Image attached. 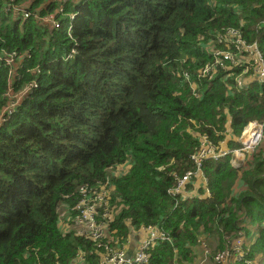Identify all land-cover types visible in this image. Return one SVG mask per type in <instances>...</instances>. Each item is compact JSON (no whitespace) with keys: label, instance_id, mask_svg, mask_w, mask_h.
<instances>
[{"label":"trees","instance_id":"obj_1","mask_svg":"<svg viewBox=\"0 0 264 264\" xmlns=\"http://www.w3.org/2000/svg\"><path fill=\"white\" fill-rule=\"evenodd\" d=\"M263 23L264 0H0V264H74L80 253L96 264L102 244L117 249L150 227L167 240L148 249L147 264L191 263L201 243L213 247L199 250L209 263L229 253L226 264H255L264 82L239 86L240 65L232 77L203 72L214 50L236 54L217 39L227 31L256 44L264 64ZM251 122L263 143L245 165L205 159L206 185L196 190V176L184 189L199 198L172 194L196 170L202 139L241 150ZM98 196L94 222L108 239L97 248L70 221ZM240 239L246 255L236 260Z\"/></svg>","mask_w":264,"mask_h":264},{"label":"built area","instance_id":"obj_2","mask_svg":"<svg viewBox=\"0 0 264 264\" xmlns=\"http://www.w3.org/2000/svg\"><path fill=\"white\" fill-rule=\"evenodd\" d=\"M17 16L18 13H17ZM55 27H57V24H54ZM53 26V27H54ZM264 29V23L263 27ZM221 37V39H220ZM221 43L225 40H227V43L234 44V48L236 50V54H232L228 51L224 52H214L215 56V62L214 65L210 67H206L205 71L203 72L204 75H208L209 73L215 72V68L218 66L227 73L232 70L231 67L241 66V73L238 75H235V82L240 85H245L247 81H257L259 83L264 82V64H263V58L261 55L260 50L258 49V46L256 44H246L237 31H229L226 32L224 37L219 36ZM226 63H228V66L226 67ZM248 72H251L250 75ZM229 77H232V73L227 74ZM227 90H230L229 86H227ZM262 125L251 122L246 125L244 128L242 135L245 136L244 143H241V137L239 139V142L241 143L243 149L241 150H229L224 143H220L219 152L214 149L207 140L202 139L199 144V150L198 152L192 156L191 160L196 166V170L192 171L190 173H187L181 180L178 181L176 189L172 192L174 196L176 195H183L185 198L188 197V195H194V192L187 193L184 192V189L186 186L193 183L194 177L201 175V165L202 161L205 159L211 158L213 160H223L226 159L228 156L234 155V160H238L235 156H244L248 151H253L255 147H249L246 145V142H252V141H260L262 139ZM226 138L229 137V132L226 131ZM243 161V159H242ZM241 161V162H242ZM198 186H195V189H197ZM104 198L103 197H96L94 204L90 206H85L83 211H80V215L76 220H71L74 224L75 231L77 235L80 236H89L95 243L96 247H101V239H108L105 237V230H104V224L97 226L94 222L95 218V203H103ZM70 226L65 225L64 226V232L70 231ZM137 243L135 244V247L132 249V257L130 259H127L128 251L121 245L119 248L115 249L112 246H110L111 243L114 245L117 243V240L115 242H107L106 245L102 244V253L100 254V262L99 264H147L149 260L148 255V249L157 241V240H167L166 236L159 230L157 227H150L146 229H140L137 233ZM240 242L235 246L238 247L240 252ZM242 253V252H241ZM241 253H235V259L238 260L241 256ZM79 258L78 257L74 262H76ZM230 258L229 253H223L220 255L215 256V262L217 264L221 263L223 264L224 261H229Z\"/></svg>","mask_w":264,"mask_h":264},{"label":"rangeland","instance_id":"obj_3","mask_svg":"<svg viewBox=\"0 0 264 264\" xmlns=\"http://www.w3.org/2000/svg\"><path fill=\"white\" fill-rule=\"evenodd\" d=\"M14 16H17L16 14L14 15ZM18 18L19 19H21V20H25V18L23 17V16H18ZM42 23L43 24H45L48 28H50V27H52V23L50 22V21H48V20H46V19H43L42 20ZM51 29V28H50ZM227 32H229V31H227ZM221 36V35H220ZM219 38V36H217V39ZM220 39H221V37H220ZM222 44H224V46H225V48L227 49V48H229L228 47V43H227V40H225V41H223L222 42ZM210 51H211V49H210ZM214 52H216V50H214ZM232 78H234L235 79V77H232ZM245 140V136H243L242 135V137H241V143H244L243 141ZM263 142H262V139L260 140V141H258V140H256V141H252V142H246V145L249 147L250 145H252L251 147H260V145L262 144ZM249 152H252V150L251 151H248L247 153H249ZM235 157H237L238 158V160H234V155L232 156V157H230V159H229V163L230 164H232V166L233 167H241V166H243V165H245L246 164V162H247V159H248V154H246V155H244V156H235ZM242 159H243V161H242ZM242 161V162H241ZM128 171V168L126 169V172ZM239 181H241L240 179H238L237 180V182H236V184H234L233 186H232V190H233V192H234V194L236 195V194H238L240 191L238 190V189H245V186H243V187H241V186H239V184H241V182H239ZM195 182H198V187L199 188H201V185H206V180H205V178L203 177V174L201 175V176H197L196 177V181ZM200 183V184H199ZM204 183V184H203ZM199 188H197V189H199ZM246 188H248L247 186H246ZM196 189V190H197ZM107 192H108V190H107ZM203 196H204V198L206 199V198H209V192L207 191V190H205V192H204V194H203ZM197 198H199L198 196H196V195H192L191 197H190V199H197ZM66 224L64 223V221L63 220H60V223H59V226L60 227H64ZM258 226V225H257ZM241 240V242H240V245H239V248H240V252H242L241 253V256L239 257V259L241 260L245 255H246V252L245 251H243L244 250V248L246 247V241H245V239H240ZM243 246H244V248H243ZM203 247H205L208 251H209V253L211 254V255H215L214 253H213V247L212 246H210L209 244H206V243H201L200 245H199V247H198V253H196V256H195V258L193 259V261L191 262V263H185V262H183V264H215V260H213V262L212 263H209L207 260H208V258H205V259H203L204 257H202V256H199L198 257V255H199V250H200V248H203ZM246 249V248H245ZM232 253H238L239 252V249H238V247H234L233 249H232V251H231ZM256 262H254L255 264H263V262H264V255L263 254H259V255H257V257H256V260H255ZM228 261H224V263L223 264H226ZM233 263H235L234 261H232ZM253 263V262H252Z\"/></svg>","mask_w":264,"mask_h":264},{"label":"crops","instance_id":"obj_4","mask_svg":"<svg viewBox=\"0 0 264 264\" xmlns=\"http://www.w3.org/2000/svg\"><path fill=\"white\" fill-rule=\"evenodd\" d=\"M137 236H132L128 239V242L124 243V245H122L127 251L128 253L130 252V254L132 255V249L135 247V244L137 243L136 238ZM130 250V251H129ZM81 258H79L76 262H73L74 264H87L84 260L85 254H82ZM100 262V258L97 260L96 264H99Z\"/></svg>","mask_w":264,"mask_h":264},{"label":"water","instance_id":"obj_5","mask_svg":"<svg viewBox=\"0 0 264 264\" xmlns=\"http://www.w3.org/2000/svg\"><path fill=\"white\" fill-rule=\"evenodd\" d=\"M136 239V241L138 240V237H136L135 238ZM130 251V250H129ZM132 257V255L130 254V252L128 253V255H127V259H130Z\"/></svg>","mask_w":264,"mask_h":264},{"label":"clouds","instance_id":"obj_6","mask_svg":"<svg viewBox=\"0 0 264 264\" xmlns=\"http://www.w3.org/2000/svg\"><path fill=\"white\" fill-rule=\"evenodd\" d=\"M238 260H240V259H238Z\"/></svg>","mask_w":264,"mask_h":264}]
</instances>
